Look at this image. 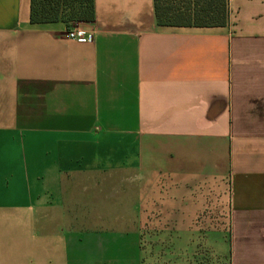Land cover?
<instances>
[{
    "label": "crops",
    "instance_id": "0c3cea01",
    "mask_svg": "<svg viewBox=\"0 0 264 264\" xmlns=\"http://www.w3.org/2000/svg\"><path fill=\"white\" fill-rule=\"evenodd\" d=\"M227 6L93 0L78 43L0 0V264H264V0Z\"/></svg>",
    "mask_w": 264,
    "mask_h": 264
},
{
    "label": "trees",
    "instance_id": "16d2710c",
    "mask_svg": "<svg viewBox=\"0 0 264 264\" xmlns=\"http://www.w3.org/2000/svg\"><path fill=\"white\" fill-rule=\"evenodd\" d=\"M228 0H153L158 27H222L228 22ZM94 20L93 0H29L30 24Z\"/></svg>",
    "mask_w": 264,
    "mask_h": 264
},
{
    "label": "built area",
    "instance_id": "2783aa9c",
    "mask_svg": "<svg viewBox=\"0 0 264 264\" xmlns=\"http://www.w3.org/2000/svg\"><path fill=\"white\" fill-rule=\"evenodd\" d=\"M65 37L68 40L78 43H89L92 42L93 39L92 33L84 31L80 25L73 23L68 25V30L65 34Z\"/></svg>",
    "mask_w": 264,
    "mask_h": 264
},
{
    "label": "rangeland",
    "instance_id": "374dc122",
    "mask_svg": "<svg viewBox=\"0 0 264 264\" xmlns=\"http://www.w3.org/2000/svg\"><path fill=\"white\" fill-rule=\"evenodd\" d=\"M77 25H80V24H77ZM114 251L116 252V257H117L118 264H124L125 254H124L123 246L120 247L118 245L117 248Z\"/></svg>",
    "mask_w": 264,
    "mask_h": 264
}]
</instances>
